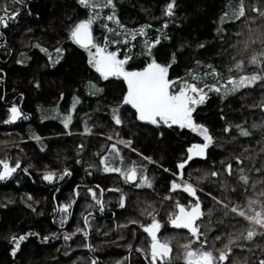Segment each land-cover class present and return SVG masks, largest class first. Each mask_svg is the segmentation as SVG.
Masks as SVG:
<instances>
[{
  "label": "trees",
  "instance_id": "obj_1",
  "mask_svg": "<svg viewBox=\"0 0 264 264\" xmlns=\"http://www.w3.org/2000/svg\"><path fill=\"white\" fill-rule=\"evenodd\" d=\"M169 2L114 0L123 29L105 20L108 28L128 33L145 27L147 35H137L135 40L130 35L115 36L98 21L93 25L94 42L104 47L108 37V51H117L120 59L126 52L132 54L127 70H142L155 59L169 67V79L177 86L190 80V73L202 76L209 65L223 74L221 84L229 75L238 78L239 74L229 72L236 61L246 65L242 74L260 71L248 60L264 51L258 38L264 33V16L253 11L264 12V0H244L246 15L235 22H222L221 17L237 9L239 0H175L174 15L166 17ZM5 7L9 12L19 10L20 15L7 29L0 26V159L12 165L19 161L21 168L14 178L0 181V264H149L145 252L151 241L141 227L151 222L149 212L161 224L158 238L170 242V264H185L184 245L200 244L193 243L195 238L190 239L187 231L169 224L177 203L188 206L194 200L170 190L171 183L181 178L197 188L204 213L197 224L208 250L228 252V245L231 253L223 264L264 260V234H260L264 229L255 226L258 234L251 241L244 239L253 226L223 207L247 210L249 200L264 201V82L227 97L205 89L208 98L193 117L209 129L213 144L205 157H193L181 170L178 165L187 160L188 148L202 143L201 138L190 129L157 127L135 119V110L122 103L127 92L124 81L100 77L88 63L86 50L68 38L71 27L86 19L90 10L77 0H24L22 4L0 0V15ZM97 11L101 17L112 14L106 8ZM157 37L160 42L152 48V56L145 55L144 41L151 43ZM250 38L256 42L245 49ZM116 40L121 42H112ZM206 82L211 84L214 78L209 76ZM93 85L101 91L93 94ZM12 105L27 119L5 124ZM114 109L122 119L119 126L112 118ZM69 115L71 122L65 128L62 121ZM241 130L249 135H240ZM128 141L131 147L123 143ZM112 144L119 156L111 153ZM102 157H108L112 166L137 167L152 187L137 188L119 173H106ZM229 164L232 175H228ZM65 170L70 175L60 179ZM48 171L56 174L52 183L42 179ZM214 171L219 175L212 176ZM89 189L103 201V211ZM65 204L71 205L69 214L59 211ZM22 235L27 238L13 256L11 238ZM65 235L70 239L65 240Z\"/></svg>",
  "mask_w": 264,
  "mask_h": 264
},
{
  "label": "snow or ice",
  "instance_id": "obj_2",
  "mask_svg": "<svg viewBox=\"0 0 264 264\" xmlns=\"http://www.w3.org/2000/svg\"><path fill=\"white\" fill-rule=\"evenodd\" d=\"M24 0H13V3H23ZM78 4L86 10H90L86 19L80 20L75 23L73 27L69 30L68 38L72 43L78 45L80 48L88 52V63L99 73L100 77L107 80L109 77L122 78L127 85V92L123 96V105H130L132 109L135 110V119L140 122H145L150 125H155L157 127L166 126L171 128L173 125L178 126L180 129H190L192 132L197 133L202 137L203 142L193 144L188 148L187 160L181 162L178 168L185 169L186 164L193 159V157H205L206 150L213 144V137L209 132V129L203 125L197 124L194 120L193 113L196 111L198 105L205 103L207 93L205 89L215 93H222L224 97L238 92L240 89L252 87L258 81L264 82V68L260 66L264 64V51H260L249 57L248 63L256 66L260 69L259 72H254L253 74H242L245 71L246 65L244 61H236L232 68L229 69L230 73H237L236 75H229L227 77L226 83H219L220 80L224 79L223 74L218 72L214 66L209 65L208 71L203 72V75H196L190 73V80H185L179 83L177 86L176 81L169 79V67L161 65L152 59L142 70L129 71L126 70L125 65L128 64L129 60L133 58L132 54L125 53L124 58L120 59L117 51H108L107 43L109 38L105 37V46L102 47L93 40V25L98 21L101 25L112 32L115 36L130 35L132 40H135L137 35L146 36L145 27H141L138 30H133L131 32L125 33L123 31L117 32L115 29L108 28V24L104 23L105 20L113 21L118 27L123 29L120 25L118 17L115 15V4L114 0H77ZM175 0L169 2L164 10V15L166 17H172L174 15ZM110 9L112 14L106 15L104 17L100 16L97 9ZM253 11L257 12L259 15L264 16V12H260L258 8H253ZM20 15L19 10L9 12L8 8L3 9V15H0V26L7 29L10 26V22L18 20ZM246 11L244 7V0H239V6L237 9L233 10L231 14L225 13L221 17V21H231L235 22L245 17ZM150 27V26H146ZM167 27V24L164 25ZM219 31V30H218ZM237 35H240L237 33ZM262 43H264V33H261L258 37ZM113 43H120L121 41H112ZM160 39L157 37L151 43L147 40L144 41V54L151 57L152 48L156 44H159ZM256 41L249 39L245 42V49H247L250 44H254ZM127 45L128 40L123 41ZM36 47H40L38 44ZM203 47V45H201ZM95 49V51H93ZM41 51H47L41 48ZM55 51L59 54L62 49L57 48ZM51 59V57H49ZM58 62V61H57ZM199 64V62H197ZM213 77L214 82L209 84L206 82L207 77ZM203 85L202 87L200 85ZM93 94L101 91L95 86ZM59 116V113H57ZM21 118L27 119L23 116L21 109L15 105H12L8 109V117L4 120L5 124H14ZM71 116H66L63 118V124L65 128H68L71 122ZM113 121L116 125L122 124L121 116L117 110H113ZM238 128L240 126H237ZM228 131V129H225ZM240 135L248 136L249 133L245 130L240 131ZM39 140V137H36ZM108 140H112L109 136ZM126 147H131V142H123ZM83 147V145H81ZM111 153L115 156H119L120 152L116 144L111 145ZM100 163L104 165V171L119 173L126 183L132 184L135 187H152L151 181L146 175L137 169V167L132 166L131 168L125 169L122 167L112 166L110 164L108 157H102ZM237 163H242V161H237ZM21 168V163L17 161L14 165L10 164L7 159H0V181H8L14 178V174ZM165 171H168L165 169ZM228 175H232V165H227ZM242 171V169H241ZM25 174H28V170L24 169ZM90 174V173H89ZM70 175V173L65 170L60 179L64 176ZM212 176H218L219 173L212 172ZM43 180L48 183H52L56 179V174L48 171L43 177ZM240 179L247 184V178L241 175ZM177 189H182L184 193L188 196L193 197L194 200L190 202L188 206L177 203L175 205L176 211L172 213L169 217V224L175 229H186L190 233V239L195 238L193 243H199L200 246L197 248H192L191 243L184 245L185 248V264H223L229 258L231 253V248H228V252L219 251L218 254L213 250H208L205 245L207 244V238L201 241V237L205 234L200 231V227L197 221H200L204 213L202 212L201 202L197 196V188L190 182L183 180L177 183L173 181L171 183V191L175 192ZM91 192V189H89ZM93 199L96 204L100 206V210L103 211V201L101 199H96V193L91 192ZM264 196V193H261ZM165 199H171V197H166ZM213 199H216L213 197ZM221 203V201H217ZM259 206V210H257ZM71 205L65 204L59 208V211L65 214H69V208ZM121 207H124V199L121 198ZM225 210H230L231 213L238 215L248 222L249 227L246 236L243 238L251 241L255 235L258 234L257 227L259 229H264V201L260 200H249L247 210H241L239 206H229V204L223 205ZM148 215L151 217V222L149 224L141 225L143 232L147 233L150 237L149 250L145 252V256L149 261V264H170V254L172 248L170 247V242L168 240L161 241L158 238V233L161 229V224L155 218L152 212ZM225 215H228V211H225ZM64 223V220L61 221ZM132 223H138L133 221ZM85 225H87V218H85ZM264 234V233H260ZM87 236V233H85ZM26 236H13L11 238L13 243L12 255L15 256L17 251L21 247V242L24 241ZM48 237H44L47 240ZM65 240L70 239L68 235L64 236ZM217 240L220 239L219 236L216 237ZM240 239V237H236ZM234 243L233 240L229 241V244ZM90 247V246H89ZM137 252L142 251L141 249H136ZM93 264H96L93 261ZM260 264H264V260L260 261Z\"/></svg>",
  "mask_w": 264,
  "mask_h": 264
},
{
  "label": "rangeland",
  "instance_id": "obj_3",
  "mask_svg": "<svg viewBox=\"0 0 264 264\" xmlns=\"http://www.w3.org/2000/svg\"><path fill=\"white\" fill-rule=\"evenodd\" d=\"M93 51H95V49H93ZM86 53H87V56H88V52L86 51ZM95 70V69H94ZM127 70V69H126ZM129 71H133V70H129ZM111 78H116V79H121V80H123L122 78H118V77H111ZM125 83V82H124ZM125 85H126V83H125ZM126 88H127V85H126ZM193 133H195V132H193ZM199 138H201V141L203 142V140H202V137L200 136V135H198L197 133H195ZM179 181V183L181 182L180 180H178ZM144 187V186H143ZM146 187V186H145ZM137 188H142V187H137ZM178 191H182V189H177ZM183 192V191H182ZM187 194V193H186ZM68 222L66 221V223L65 224H67ZM258 227V226H257ZM86 230H88V229H86ZM200 245H198V246H195L194 247V249L195 248H197V247H199ZM184 256H185V254H184ZM184 259V258H183ZM184 261H185V259H184Z\"/></svg>",
  "mask_w": 264,
  "mask_h": 264
},
{
  "label": "bare ground",
  "instance_id": "obj_4",
  "mask_svg": "<svg viewBox=\"0 0 264 264\" xmlns=\"http://www.w3.org/2000/svg\"><path fill=\"white\" fill-rule=\"evenodd\" d=\"M78 46V45H77ZM79 47V46H78ZM99 74V73H98ZM109 78H111V77H109ZM170 227H172L171 225H170ZM173 228V227H172ZM180 230H184V229H180ZM185 231H187V230H185Z\"/></svg>",
  "mask_w": 264,
  "mask_h": 264
},
{
  "label": "water",
  "instance_id": "obj_5",
  "mask_svg": "<svg viewBox=\"0 0 264 264\" xmlns=\"http://www.w3.org/2000/svg\"><path fill=\"white\" fill-rule=\"evenodd\" d=\"M184 230H186V229H184Z\"/></svg>",
  "mask_w": 264,
  "mask_h": 264
}]
</instances>
